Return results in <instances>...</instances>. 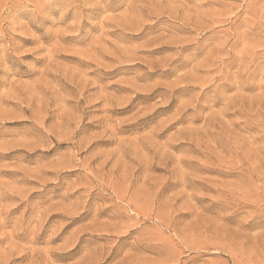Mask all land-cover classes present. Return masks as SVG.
<instances>
[{
    "label": "rangeland",
    "instance_id": "obj_1",
    "mask_svg": "<svg viewBox=\"0 0 264 264\" xmlns=\"http://www.w3.org/2000/svg\"><path fill=\"white\" fill-rule=\"evenodd\" d=\"M0 1V264H264V0Z\"/></svg>",
    "mask_w": 264,
    "mask_h": 264
},
{
    "label": "bare ground",
    "instance_id": "obj_2",
    "mask_svg": "<svg viewBox=\"0 0 264 264\" xmlns=\"http://www.w3.org/2000/svg\"><path fill=\"white\" fill-rule=\"evenodd\" d=\"M11 1H12V0H11ZM38 1H39V0H38ZM0 2H1V1H0ZM9 2H10V1H9ZM68 3H69V2H68ZM4 4H5V3H4ZM37 4H38V3H37ZM37 4H36V5H37ZM48 4H49V3H48ZM6 5H7V4H6ZM6 5H5V6H6ZM69 5H70V4H69ZM44 6H45V5H44ZM64 6H66V5H64ZM6 7H7V6H6ZM8 7H9V6H8ZM40 7H41V6H40ZM42 7H43V6H42ZM68 7H69V6H68ZM129 7H130V6H129ZM60 8H61V7H60ZM71 8H72V7H71ZM74 8H75V6H74ZM74 8H73V9H74ZM4 9H5V8H4ZM6 9H8V8H6ZM10 9H11V8H10ZM10 9H9V10H10ZM26 9H27V8H26ZM63 9H64V7H63ZM15 10H16V9H15ZM37 10H38V9H37ZM4 11H7V10H4ZM10 11H13V10H10ZM63 11H64V10H63ZM65 11H66V10H65ZM136 11H137V10H136ZM2 12H3V11H2ZM35 12H36V10H35ZM72 12H73V11H72ZM73 13H74V12H73ZM75 13H76V11H75ZM7 14H8V13H7ZM31 14H32V13H31ZM65 15H66V14H65ZM16 16H17V15H16ZM74 16H75V15L73 14L72 17L74 18ZM5 17H6V16H5ZM106 17H107V16H106ZM7 18H8V17H7ZM73 18H72V19H73ZM35 19H36V18H35ZM6 20H7V19H6ZM9 20H10V18H9ZM103 20H105V19H103ZM108 20H109V19H108ZM1 21H3V20H1ZM31 21H32V20H31ZM101 21H102V20H101ZM76 22H77V21H76ZM103 22H104V21H102V23H103ZM107 22H108V21H107ZM10 23H11V22H10ZM32 24H33V23H32ZM13 25H14V24H13ZM187 25H189V23H188ZM11 27H12V26H11ZM0 30H1V29H0ZM12 39H14V38H12ZM180 41H181V40H180ZM180 41H179V42H180ZM182 42H183V41H182ZM180 43H181V42H180ZM11 44H12V43H11ZM10 46H11V45H10ZM203 51H204V50H203ZM214 59H215V58H214ZM214 59H213V61H214ZM200 60H201V59H200ZM210 60H211V62H212V59H210ZM210 60H209V62H208L209 64H210ZM200 63H202V62H200ZM204 63H205V62H204ZM204 63H203V64H204ZM203 64H202V65H203ZM198 67H199V66H198ZM193 68H194V67H193ZM204 68H205V67H204ZM194 70H195V69H194ZM191 75H193V73H192ZM201 78H202V77H201ZM201 78H200V79H201ZM181 79H182V78H181ZM182 80H183V79H182ZM188 80H189V79H188ZM188 80H187V81H188ZM183 81H184V80H183ZM187 81H186V82H187ZM192 81H195V80H192ZM196 81H197V80H196ZM196 81H195V82H196ZM189 82H190V81H189ZM198 82H199V81H197V83H198ZM201 85H202V84H201ZM183 86H184V85H183ZM112 128H113V127H112ZM111 130H112V129H111Z\"/></svg>",
    "mask_w": 264,
    "mask_h": 264
},
{
    "label": "clouds",
    "instance_id": "obj_3",
    "mask_svg": "<svg viewBox=\"0 0 264 264\" xmlns=\"http://www.w3.org/2000/svg\"><path fill=\"white\" fill-rule=\"evenodd\" d=\"M83 21V20H82ZM82 21H81V24H82Z\"/></svg>",
    "mask_w": 264,
    "mask_h": 264
}]
</instances>
